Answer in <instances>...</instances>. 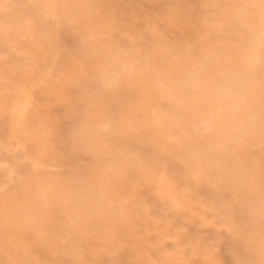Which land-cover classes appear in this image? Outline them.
<instances>
[{"label": "rangeland", "instance_id": "obj_1", "mask_svg": "<svg viewBox=\"0 0 264 264\" xmlns=\"http://www.w3.org/2000/svg\"><path fill=\"white\" fill-rule=\"evenodd\" d=\"M43 1L0 0V143H5L9 132L10 116L5 114L15 86L28 85L45 64L48 46L42 26ZM106 1L57 0L61 53L47 79L34 89L25 117L27 153L40 162L42 169L30 166L28 161L20 162L11 173L15 180L0 191V264H47L50 256L52 264L68 263L71 255L83 254L85 241L92 243V230L102 224L118 234L125 226L126 215L139 204L158 214L170 210L175 228L185 224V229H196L197 214H218V209L210 207L209 196L214 195V205L219 204V188L226 183L224 174L235 160L237 144L241 145L245 133L259 126L256 123L262 118L260 109L264 105H254L243 113L228 96L241 79L240 59L250 51L249 44L253 46V35L259 30L263 0H217L214 6H197L194 2L206 22L195 34L184 35L183 40L195 48L165 75L151 70L132 72L129 45L117 37V20L122 15L119 9L125 0ZM95 4L96 12L92 10ZM106 6L116 10L102 36L97 30V14ZM163 9L161 1L153 4L155 22V14ZM145 46V42H135L134 50L143 53ZM93 48L102 54L97 57ZM262 52L264 55V45ZM257 90L264 99L261 82ZM134 93L132 108L128 101ZM225 94L227 100L230 98L228 109L225 107L226 127L237 134L234 142H223L207 155L183 156L193 145L205 115ZM244 116L250 124L245 128L239 125ZM189 126L194 130L185 134ZM13 132L19 139L20 128ZM218 136L222 138V134ZM3 152L0 162L7 165L10 154ZM145 157H151V162ZM133 158L152 178L154 199L141 191L143 201L135 203L126 190L121 177L124 173L132 177ZM62 161H69L63 163L71 164L70 168ZM212 219L208 231L222 217ZM223 248L213 249L209 259L204 255L192 259L197 264H239ZM246 257L241 264H260L257 256Z\"/></svg>", "mask_w": 264, "mask_h": 264}, {"label": "bare ground", "instance_id": "obj_2", "mask_svg": "<svg viewBox=\"0 0 264 264\" xmlns=\"http://www.w3.org/2000/svg\"><path fill=\"white\" fill-rule=\"evenodd\" d=\"M158 1L162 2L164 9L159 14H155L154 17L157 20L155 22L152 19V8L153 4ZM43 2V9L40 10L44 15H42V26L45 29V33H43L46 35L48 46L46 47L45 64L44 67L42 65L43 68L39 69L28 85L17 84L15 86L12 84V86L16 87H14L16 90L14 89V97L10 99L12 101L9 103L8 112L6 111L5 114L10 116V124L5 122L6 125L9 124V132H7L8 134L6 133V137H4L5 135L2 136L6 138L5 143H0V151L9 152L8 154H10L9 164L6 165L4 161L0 162V191L2 192L7 188L6 184L13 179L11 178V173H13L14 167L19 165L20 162L28 161L26 163H29L34 168L37 166L39 168L40 165V162L32 160L27 153L28 138L25 117L34 98V89L47 79L49 72L56 66L61 53L59 19L57 16L59 5L56 6L58 2L57 0H44ZM194 2L197 3V6H214L217 0H125V3L119 9L122 15L117 20V37L129 45V61L132 72L139 71L143 74L151 70L155 74L165 75L171 72L174 66L180 64L181 58H187L192 53L195 45L184 41L183 37L185 34H195L197 29L206 22L199 16L197 9L193 6ZM40 5H42V2ZM97 8L96 4L92 6L93 11ZM115 10L112 6H106L104 12L97 14V18L100 21L97 24V30L100 35H105V30L109 28L108 19L113 17ZM258 15H260L258 17L259 28L257 27L259 30H257V34L253 35L255 36L252 39L254 40L252 41V43L254 42L253 46L251 47V44H249L251 52L247 51L248 53L241 57L242 73L241 75L239 74L241 79L235 83L231 95L228 96H232L231 101L234 102L236 108L242 109L243 113H247V110L254 105H264V99L259 97L257 90L260 82L263 84L264 89V72L262 73L261 71V67L264 66V55L262 52L264 45V0ZM214 29L217 30L218 28L214 27ZM135 42H145V47H147L145 52H136L134 50ZM100 52L98 49L93 48V53L97 57L102 54ZM230 54H232L231 51ZM227 99L226 94L220 97L215 108L205 115L204 124L197 128L199 133L194 136L193 145L183 152V156L186 154H193L194 156L207 155L208 152H212L213 149L220 146L223 142L228 143V145L231 144L237 134L226 127L225 109L228 107L230 98L229 100ZM128 105L135 108V93L130 97ZM260 114L262 117L261 122L256 123L257 125L259 124L258 128L255 131L245 133L242 136L241 145L237 144L235 160L224 174L226 183L219 188V191H222L219 204L214 205V195L210 194L209 196V205L211 208L218 209V214H208L207 212L197 214L194 217L197 228L189 230L185 229V224L176 226L178 228L173 226L170 210L164 209L158 214L156 210L146 209L145 206L139 204L133 207L126 215L125 226L118 234H114L110 226L108 228L100 224L92 230V234L95 235L92 243L86 241L85 243L82 238L84 242L83 254L71 255L70 262L64 264H197L192 259V256L204 255L206 259H209L207 256L217 247H224L223 249L228 250L231 254L230 257L238 261L239 264L247 260H245L247 255L250 257L257 256L261 260L260 264H264V108L260 109ZM241 120L242 122L240 121L239 125L243 128L246 125L250 126V124H247L245 116ZM17 128L21 130L19 139L13 135V131ZM193 128V126H189L188 129H184V133L187 134ZM4 130L8 131L7 129ZM4 130L3 132H6ZM219 133L222 134V138H219ZM10 141L13 142V145ZM4 152L3 154H6ZM145 158L147 160V157ZM111 159L115 160L113 157ZM150 159L152 158L150 157ZM150 159L148 160L150 161ZM72 161H70L71 164ZM137 161L138 159L133 158L132 162L135 170L132 177L127 178L124 173L121 178L125 182L126 190L130 191L129 194L134 197L135 203H140L143 201V195L153 198L156 190L152 185V178L149 173L141 170ZM63 162V165L67 162L69 164V161ZM58 163H60V160ZM58 163H55V165H59ZM68 164L66 165L70 168L71 164ZM51 165L50 167L53 168ZM55 165L54 167H56ZM57 167L61 168V166ZM46 169L51 173L52 169L50 170L49 167ZM141 191L144 192L142 193ZM141 193L143 194L142 196L140 195ZM217 215L222 217V219L214 223L211 230L208 231L210 220ZM178 230H182L183 233L177 234ZM115 232L117 231L115 230ZM71 241L73 243V240ZM92 245H95L97 249H94ZM192 247L195 248L194 252H191ZM26 255L28 256V254ZM50 259L47 264H52V259Z\"/></svg>", "mask_w": 264, "mask_h": 264}]
</instances>
